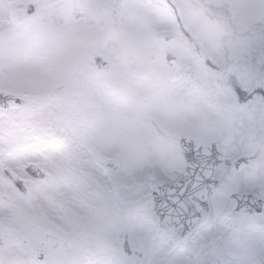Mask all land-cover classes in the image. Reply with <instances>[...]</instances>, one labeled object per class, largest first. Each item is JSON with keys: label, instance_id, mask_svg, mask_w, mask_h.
Returning a JSON list of instances; mask_svg holds the SVG:
<instances>
[{"label": "snow or ice", "instance_id": "1", "mask_svg": "<svg viewBox=\"0 0 264 264\" xmlns=\"http://www.w3.org/2000/svg\"><path fill=\"white\" fill-rule=\"evenodd\" d=\"M0 264H264V0H0Z\"/></svg>", "mask_w": 264, "mask_h": 264}]
</instances>
